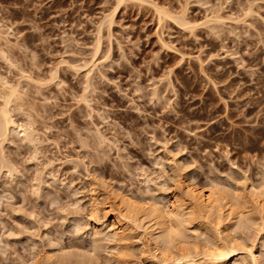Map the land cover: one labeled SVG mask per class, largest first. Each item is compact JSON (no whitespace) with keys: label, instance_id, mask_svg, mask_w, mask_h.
I'll list each match as a JSON object with an SVG mask.
<instances>
[{"label":"rangeland","instance_id":"1","mask_svg":"<svg viewBox=\"0 0 264 264\" xmlns=\"http://www.w3.org/2000/svg\"><path fill=\"white\" fill-rule=\"evenodd\" d=\"M182 10L191 27L174 19ZM10 88L19 126L0 137V264H162L147 219L122 217L112 237L124 206L109 191L159 202L190 175L250 200L248 185H263L264 0H0V108ZM250 201L248 219L217 235L215 214L186 202L191 257L174 249L171 263L210 262L220 241L240 249L227 264H264Z\"/></svg>","mask_w":264,"mask_h":264},{"label":"bare ground","instance_id":"2","mask_svg":"<svg viewBox=\"0 0 264 264\" xmlns=\"http://www.w3.org/2000/svg\"><path fill=\"white\" fill-rule=\"evenodd\" d=\"M119 1V0H118ZM160 9V8H159ZM162 10V11H161ZM159 11H161L162 13L166 14L165 11L163 9H161ZM184 10V9H183ZM182 10L183 13H179L178 16H174V19L177 20V24H180L181 26H187V27H191L189 24H192L188 19L187 17H185V13L184 11ZM186 10V9H185ZM160 12V13H161ZM158 13V14H160ZM168 14V13H167ZM170 14V13H169ZM163 15V14H162ZM170 16V15H169ZM172 16V15H171ZM170 16V17H171ZM15 95V89L14 88H10L9 91L7 92V96L6 98L4 99V104H5V107H1L0 108V137H6L8 136L11 131H15L16 128L19 126L17 125L14 120L10 117L9 113H8V108L6 107V105L8 104V102L10 101V97ZM24 132V135L23 137L27 140V141H32V138L30 136V132L27 130L26 132V128L23 129ZM1 159V158H0ZM1 165L3 166L4 164H2V162H0ZM10 171V169H8ZM176 176V175H175ZM264 176V173H262V177ZM260 176V178H262ZM172 178H176V177H172ZM166 178H164L165 180ZM169 179V178H168ZM178 179V177L176 178ZM175 179H170L171 181H169L168 183L166 184L167 186V189L170 188V186H172V188L170 190H168L166 196L162 197L161 198V201L159 202H148L147 200H145L144 198H140V197H136L135 195H133L131 192H127L125 191L124 189V193H122L121 191L118 190L117 188V191H119V193H116V191L114 192L113 189H109L111 191H109L108 193H112L113 195H115L117 197V200L119 201L118 203H121L123 206H124V209H120L118 211L114 210L113 209V213H112V219L108 222V227H112V232H110L112 234V237L117 235V237H119L118 235H120V233L122 232V226H123V223H122V217L124 218V220L128 219V220H132V221H135L136 223L138 222H145V220L147 219V223L151 222L152 225H148L146 224V229L148 228V226L150 228H152V230H149V235L151 236V240H150V244H151V248L153 249V254L154 257H160V260L162 262V264H172L171 263V260L173 258V255L175 254H172V252L174 251V249H179L178 251L175 250L176 252V256L177 257H180V258H186L187 257V254L190 250V247H187L188 245V241L193 238H189L188 237V232L186 233V231H189L187 229V225H189L191 222L190 221H194L192 220L195 219L194 217H196L197 215L195 213H193V210L196 209L197 213L199 215H202L201 217H203L204 215H207V214H215L216 216V220H217V227L220 228L218 231H215L216 235H217V232H219L220 230L221 231H225L226 232V229L228 228V226L230 227L231 226V222L233 223V217H237L239 215V213H241L240 216H243L242 215V212L244 211H247L246 208H244V206L246 207V205L248 206L249 203L248 201L252 200V202L254 204H251V205H256L259 209H261V211L264 213V199H261L262 197V194L264 195V177H263V185L260 186V182H259V186L261 188H259V186H255L254 184H250L248 185L249 186V194L250 195V200L249 199H246L244 198V196L242 197L241 196V192L237 191V188L235 189V186L234 188L232 189L233 192L234 190H236V193L234 192L233 193H229L231 190H223V188L221 189H218V187L214 186V185H211L213 183H209L208 185L207 184H204V183H198L196 182V180H194L193 178H190V175H189V182L187 183H180L179 181H177ZM179 180V179H178ZM168 181V180H166ZM179 182V183H178ZM237 187V185H236ZM259 188V189H258ZM108 189V188H107ZM90 190L93 191V189L91 188ZM122 190V189H121ZM239 190V189H238ZM91 191V192H92ZM229 191V192H228ZM107 192V191H106ZM239 192V194H238ZM110 195V194H109ZM262 196V197H261ZM93 197V196H92ZM243 198V199H242ZM246 199V200H244ZM92 202V201H91ZM153 202V203H152ZM186 202H188L189 204L191 203V206H194L193 210L191 209V207L189 205H186ZM248 204H247V203ZM117 203V204H118ZM246 203V205H245ZM251 203V201H250ZM93 204V202H92ZM119 204V205H121ZM94 205V204H93ZM111 207V206H110ZM108 207L109 209H107V211L105 210V212L108 213V210H110L111 208ZM122 207V206H121ZM249 207V206H248ZM247 207V208H248ZM93 209V206L92 208ZM243 209V211H242ZM249 209V208H248ZM124 210V212H123ZM94 211V209L92 210ZM195 211V212H196ZM242 211V212H240ZM249 213V211H248ZM247 212H245V217L248 215ZM192 214H195L193 217H192ZM244 214V213H243ZM214 215H210V217L212 218ZM249 216V215H248ZM200 217V216H199ZM207 217V216H205ZM244 217V218H245ZM251 217V216H250ZM249 217V218H250ZM264 217V216H263ZM209 218V216H208ZM233 218L231 221L230 219ZM242 218V217H241ZM242 218V219H244ZM248 219V217H246ZM200 219V218H199ZM199 219H196L199 220ZM204 221H205V218H202ZM201 219V221H202ZM226 219V221H225ZM229 219V223L227 222ZM190 220V221H189ZM214 220V219H213ZM238 220H240V217H238ZM246 219H244L245 221ZM195 221V222H196ZM200 221V220H199ZM203 221V222H204ZM244 221H242L244 223ZM189 222V224H188ZM198 222V221H197ZM202 222V227L204 229V224ZM210 222H213L212 220ZM215 222V221H214ZM213 222V223H214ZM227 222V223H225ZM236 222V220H235ZM234 222V224H235ZM247 222V221H246ZM131 223V222H130ZM137 223V224H138ZM133 224V223H132ZM135 224V223H134ZM194 224V223H193ZM191 224V225H193ZM201 224V222H200ZM215 224V223H214ZM140 225V224H139ZM143 225V224H142ZM148 225V226H147ZM194 225H198V224H194ZM209 225V224H208ZM211 225V224H210ZM240 225V223H239ZM244 226V224H242ZM138 226V225H137ZM213 226V225H212ZM236 226V225H235ZM249 226V225H248ZM247 226V227H248ZM119 227V228H118ZM189 227V226H188ZM196 228H198L197 226H195ZM263 227V226H262ZM78 228H79V224H78ZM192 228V227H191ZM200 228V226H199ZM198 228V229H199ZM208 228V227H206ZM216 227H214L213 229H215ZM232 228V227H231ZM240 228V227H239ZM264 228V227H263ZM262 228V230H263ZM195 229V228H193ZM197 229V230H198ZM230 229V228H228ZM227 229V230H228ZM191 230V229H190ZM196 230V229H195ZM194 230V231H195ZM201 230V229H199ZM198 230V231H199ZM207 231V230H206ZM124 232V231H123ZM122 232V233H123ZM190 232V231H189ZM193 232V231H192ZM203 232V231H202ZM210 232V231H209ZM213 232V231H212ZM224 232V233H225ZM236 232V231H235ZM121 233V234H122ZM125 233V232H124ZM196 233V231H195ZM230 233V232H228ZM232 233V232H231ZM190 234V233H189ZM197 234V233H196ZM204 234V232L202 233ZM210 234V233H209ZM214 234V233H212ZM211 234V235H212ZM222 234V233H220ZM191 235V234H190ZM189 235V236H190ZM194 235V233H193ZM198 235L199 232H198ZM207 235V234H206ZM224 235V234H222ZM220 235V236H222ZM226 235V233H225ZM224 235V237H225ZM232 235V234H231ZM264 235V234H263ZM122 235H120L121 237ZM124 236V235H123ZM219 236V235H218ZM219 236V237H220ZM227 236V235H226ZM229 236V234H228ZM189 238V239H186L185 238ZM196 237H198L196 235ZM200 237V236H199ZM214 237V235H213ZM211 237V239L213 238ZM217 237V236H216ZM223 237V236H222ZM233 237V236H231ZM126 238V237H125ZM209 238V237H208ZM215 238V237H214ZM213 238V239H214ZM218 238V237H217ZM227 238V237H226ZM118 239V238H117ZM120 239V238H119ZM123 239V238H122ZM197 239V238H196ZM194 238V240H196ZM202 239V238H201ZM212 239V240H213ZM221 239V238H218V240ZM236 239V238H235ZM96 240V239H95ZM94 240V241H95ZM188 240V241H187ZM198 240V239H197ZM206 240V239H205ZM210 240V239H209ZM226 240V239H225ZM229 240V239H228ZM231 240V239H230ZM121 241V240H120ZM208 241V240H207ZM215 240H213V243H214ZM224 240H222L223 242ZM236 241V240H235ZM183 242H187L186 243H183ZM192 242V241H191ZM211 242V241H210ZM217 242V241H215ZM219 242L218 241V244L215 245L214 247V244H213V248L212 246H210L212 248V250L215 248V251H211V252H208L207 251H204L206 254H208L209 256H211L212 258H209V259H212V261L210 260L209 264H225L226 262H228L227 260L234 257L237 253L236 251L240 250L238 247H234L233 246V243H232V246H228V245H224L223 243V246H220L219 245ZM231 242V241H230ZM190 243V242H189ZM193 243V242H192ZM197 243V242H196ZM205 243V242H204ZM209 243V242H208ZM182 244H184L182 246ZM194 244V243H193ZM203 244V243H202ZM221 244V242H220ZM235 244V243H234ZM239 242L237 243V246ZM197 245V244H196ZM210 245H212L210 243ZM119 246V245H118ZM185 246V248H189V250H185L183 249ZM192 246V245H191ZM207 246V245H206ZM124 247V246H123ZM194 247V246H192ZM196 247V246H195ZM192 248V249H195ZM197 248V247H196ZM246 248V247H245ZM244 248V249H245ZM125 249V248H124ZM202 249V248H201ZM185 250V251H184ZM207 250V248L205 249ZM249 250V249H247ZM251 250V249H250ZM187 251V252H186ZM194 251V250H193ZM210 251V250H209ZM246 251V250H245ZM151 252V251H150ZM179 252V253H178ZM195 252V251H194ZM200 252V250H199ZM198 252V253H199ZM202 252V253H204ZM120 253V252H119ZM178 253V255H177ZM190 253V252H189ZM193 253V252H191ZM253 253V252H252ZM251 253V255H252ZM196 254V253H194ZM201 254V253H200ZM205 254V255H206ZM239 254V253H238ZM129 255V254H128ZM132 255V254H131ZM172 255V256H171ZM190 256H188V261H189V257H191V254H189ZM202 255V254H201ZM254 255V253H253ZM252 255V257L254 258V256ZM68 256V255H67ZM72 256V255H70ZM70 256L68 257L70 259ZM78 255H76L77 257ZM82 256V255H81ZM121 256V254H120ZM123 256V255H122ZM126 256V255H125ZM175 256V255H174ZM207 256V255H206ZM242 256V255H240ZM240 256H237L238 260L240 261L241 259H239ZM83 257V256H82ZM124 257V256H123ZM175 257V259L177 258ZM251 257V256H249ZM251 257V258H252ZM67 258V257H66ZM118 258V257H117ZM120 258V257H119ZM118 258V259H119ZM126 258V257H125ZM125 258L123 261H125ZM128 258V257H127ZM130 258V257H129ZM236 258V260H237ZM256 258V257H255ZM68 259V260H69ZM82 259V258H81ZM123 259V258H122ZM155 259V258H154ZM153 259V260H154ZM173 259V260H175ZM178 259V258H177ZM250 259V258H249ZM67 260V261H68ZM79 260V259H78ZM86 260V259H85ZM84 260V261H85ZM182 260V259H181ZM184 260V259H183ZM200 260V259H199ZM207 257H206V262H207ZM237 260V261H238ZM121 261V260H120ZM191 261V260H190ZM193 261V260H192ZM187 262V263H193V262ZM203 261V260H202ZM231 261H234L231 260ZM236 261V262H237ZM87 263V261H85ZM159 262V263H161ZM201 262V261H200ZM205 262V261H204ZM205 262V263H206ZM207 262V264H208ZM244 261H241V263L243 264ZM247 262V261H246ZM177 263V262H176ZM180 263V262H179ZM204 263V264H205ZM229 263H233V262H230ZM238 263V262H237ZM240 263V264H241ZM245 263V262H244ZM248 263V262H247ZM246 263V264H247ZM254 263V262H253ZM125 264V263H124ZM175 264V263H173ZM178 264V263H177ZM195 264V263H194ZM199 264V262H198ZM203 264V263H202ZM227 264V263H226ZM234 264V263H233Z\"/></svg>","mask_w":264,"mask_h":264}]
</instances>
